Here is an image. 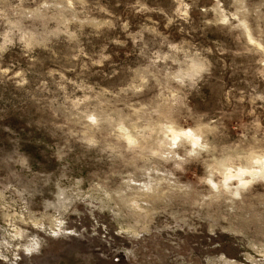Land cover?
<instances>
[{"label": "rangeland", "instance_id": "obj_1", "mask_svg": "<svg viewBox=\"0 0 264 264\" xmlns=\"http://www.w3.org/2000/svg\"><path fill=\"white\" fill-rule=\"evenodd\" d=\"M0 264H264V0H0Z\"/></svg>", "mask_w": 264, "mask_h": 264}, {"label": "snow or ice", "instance_id": "obj_2", "mask_svg": "<svg viewBox=\"0 0 264 264\" xmlns=\"http://www.w3.org/2000/svg\"><path fill=\"white\" fill-rule=\"evenodd\" d=\"M147 39L150 40L151 37L148 36ZM2 51H7V48L5 47L4 49H2ZM173 79H174V78H173ZM138 90H139V89H138ZM180 135H181V136H185V137H187V136H190L191 133H190V132H188V133H181ZM129 143H130V144H134L133 141H129ZM175 143H177V141H174V144H175ZM191 157H192L191 161H187V163H188V165H189V170H190V171H191L193 168H197V169H198L199 166H200V164H201L200 157H199V155H198L197 153H195V152L191 153ZM144 239L147 240L148 237H144Z\"/></svg>", "mask_w": 264, "mask_h": 264}]
</instances>
